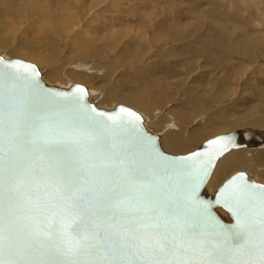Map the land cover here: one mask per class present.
I'll list each match as a JSON object with an SVG mask.
<instances>
[{"label": "water", "instance_id": "1", "mask_svg": "<svg viewBox=\"0 0 264 264\" xmlns=\"http://www.w3.org/2000/svg\"><path fill=\"white\" fill-rule=\"evenodd\" d=\"M231 136L169 153L139 112L0 52V264H264V184L206 189L249 146Z\"/></svg>", "mask_w": 264, "mask_h": 264}, {"label": "bare ground", "instance_id": "2", "mask_svg": "<svg viewBox=\"0 0 264 264\" xmlns=\"http://www.w3.org/2000/svg\"><path fill=\"white\" fill-rule=\"evenodd\" d=\"M48 1H50V5L53 2V0H48ZM56 1L58 2L59 0H56ZM188 1H191V0H188ZM209 1L210 2L213 1L215 4H219L218 6H221L220 4H223V5L225 4L226 7H227L226 3H231V4L233 3V4H236V5L240 4V3L241 4H245V5L247 3H251L254 6H256L255 2L257 1L260 4V6L257 7L255 10H253V12L251 11V13L249 14L250 17L248 16L249 17L248 18L249 19L248 23L251 25V27H255V28H258V27L260 28L261 26L263 28V26H264V23L262 22V21H264L263 20V18H264V0H209ZM100 2L101 1H99L98 4ZM183 2H185V0ZM58 3L60 4L61 0ZM186 3L188 4V2H186ZM193 3H195V2H193ZM206 3H207V1H206ZM206 3L203 2V4H206ZM110 4L112 5L113 2L110 3ZM231 4H229V6ZM34 5H35V3H34ZM192 5H194V4H192ZM197 5H199V4L197 3ZM212 5H210V6L212 7ZM62 6H63V4H62ZM186 6H187V8L188 7H190V9L192 8L190 5L189 6L186 5ZM199 6H201V5H199ZM215 6H213V7H215L214 9H218L217 8L218 6L217 5H215ZM229 6H228V12H229V9L231 7H237V6L232 5L229 8ZM49 7H48V9L51 8V7L50 8ZM115 7H116V5L113 6V10H114ZM194 7L192 9H194ZM196 7H198V6H196ZM238 7L241 8L240 5H238ZM97 8H99V7H97ZM9 9L11 11L10 13L16 18V20H17L18 14H19V16H23V15L26 16V14H28V13L30 15H32L34 13V11H32V9L28 8L27 6L25 8H22L23 10H20L19 8H17L16 5H12L11 4ZM231 9H233V13L236 12L234 10L235 8H231ZM243 9H244V7H243ZM113 10H112V6H111V9H109V10H107V9L103 10L102 14H100L101 10H98V12L96 14H92L90 16L91 21L89 22V24L91 23L90 25H92V26L86 27V28L94 27L97 24V22L102 24L104 27L109 26V25H113L112 27H106V29L104 30V32L108 34V38L106 40L104 38H101V37L100 38H97V37L95 38L94 37L95 33L93 31H90V30L86 29V28H85V30H82L80 32H79V29H75L74 33L71 32L73 34V36H71V35L70 36H66L65 35V39L70 41V43L68 44V47L65 46L64 50L62 49V51H65V49H66V53H68V55L63 53V52H61V51H58L59 53H57L55 50H53L55 52H53V51L48 52V53L45 52L46 54H44V52H40L38 49L35 48V44H34V46L30 45L29 42L27 44V42H20L19 41L16 45H11L10 44L11 40L9 42V40L7 38V35L5 34V32L1 28H0V49H2V50L10 49V51L12 50L13 54L17 55V57H20V59L24 58L23 60H25V61L27 59L28 61L30 60V61H33V62L37 63L38 66L40 65V67H42V69H40V67H39V69L43 73V78L48 84H51V85L55 84V85H58V86L59 85H61V86H70L73 83H78V84H81V85L85 86L89 90L90 98L92 97V101L95 99L98 102L99 101L100 102L101 101L105 102V104H107V102L110 103V104L112 102H113V104L114 103H120V104L127 105V106L130 105L131 107L134 106L135 108L141 110L142 112H144L146 114V117H147V118L144 117L145 118V123H150V124H146V126L149 127L151 130H153L155 132H159L160 133L159 136H160L161 144L163 145V148L167 152H171V153H173L175 155L180 154V153L187 154V152L190 153V152L196 151L198 149H202V148L205 147V142H207L209 140H211V141L213 140L214 141V143H213V145L211 147L212 148H217L219 145L222 144V142H220V141L217 143V139L219 137L226 136V135H232L231 136L232 142H234V141L238 140L236 138L237 137L236 134H239L241 139H245L249 143V146L245 147V148H237V149L230 150L228 153L222 155L221 158L216 162L215 167H214V169H213V171L211 173V176H210V178L208 180L207 187H206L207 191L210 192V193H214L218 189V187L224 181H226V179H228L227 178L228 175H230L234 171L254 172V170H258L259 169V168L257 169V167H259L258 165L259 164L262 165V163L264 162V150H262V148H256L257 146H259V147L264 146V133H262L263 131L260 132V130H264V114H263L264 111L261 109V107L264 106V90H262L263 88L259 87L257 85H256V87H259V88H257V89L253 88L252 85H251V82H248V80L250 79L249 75H247L248 72L244 71L245 74L247 75V77L245 76V78H242L243 75H242V72H241V75H242L241 79L243 81V82L241 81L242 82L241 84L236 85L237 82L233 79V76H232L233 80L230 79L231 80L230 82H232V84H233L234 81L236 82V83L234 82L235 83L234 85H235V87L237 86V89H236L237 91L235 90L236 92H234L233 91V89H234L233 86H232L233 89H231V87H230L231 85H229L230 88L228 87V84H230V83H228L229 81L225 82V81L219 80V75L217 74L218 75L217 76L218 79L217 78H215V79L219 80L220 82L222 81V83L225 82L224 85L227 86L229 90L231 89L232 92H233V94H232V92L230 91L231 94L229 96V99L225 98L226 99L225 100L224 97H222V95H221L223 90H222V92H220V90L217 89V87H216L217 92L214 95L211 94L210 96H202V95H199V93H198V95H196L197 94L196 93V94H193L195 96H190L191 93H194L191 90V88H190V90L192 92L190 94H187L188 92L185 94V95H187V97L189 95V97L187 99L176 100V97H175V101L173 102L174 98L172 97L171 94H169L170 92L169 93L167 92L168 88H166L167 89L166 90L167 93L164 91L165 90V86L163 85V83H164V75H165L164 71L167 70L170 67V63L166 62L167 60L166 61L164 60L166 57H164V59H163L162 58L163 54H161L163 52L168 53L167 51H165L167 43L164 41L163 43H160V45H154V50H156L155 53L157 52L156 54L153 53V55L151 54V56L149 55L148 57H145L144 59H141V58L138 59L136 57L138 60L133 61V59H135V56H136V55L134 56L136 45H133L131 43L128 46V48H123L120 51H117L115 49V45L120 41V38H121V36H120V34H121L120 31L121 30L118 29V27H117L119 24L116 25V26H114V24H112L114 22V18L110 17V15H112V14H110V15L108 14L110 12H113ZM139 10H141V8ZM51 11H53V13H54V10H51ZM144 11H145V9H144ZM187 11H185V13ZM190 11H192V10H190ZM204 11H205V9H204ZM214 11L216 12V10H214ZM223 11L225 12L226 10H223ZM231 11H230V13H231ZM238 11L242 12L241 10H238ZM193 12H194V10H193ZM224 12H223V14L226 17V14ZM240 12H239V14H240ZM201 13H202V11L199 14L200 17L202 16ZM205 13H204V15H207ZM208 13H209V11H208ZM212 13H214V12L212 11ZM219 13L222 14V11H220ZM233 13H231V14H233ZM34 14L37 17V23H38V21H40L41 24H42L41 26H39V27L42 28L41 30H43L45 28H49V26L52 23V21L50 23L49 20H48L49 10H47V12H43V14H41V12L34 13ZM72 14H70V12L67 11L65 13L63 19H62V23L63 24H67V25L71 24V22L73 21L74 16L76 15L75 14L73 16ZM79 14L80 13L78 12V15L76 16V18L79 16ZM87 15L88 14L85 15V18L82 16L83 18H82L80 24H82V25L85 24V26H86V23H87L86 22L87 21L86 17H87ZM197 15L195 14V16H197ZM235 15H237L236 18L239 16L237 13L236 14L234 13L233 17H235ZM2 16L6 17L5 13H3L0 18H3ZM190 16H191V14H190ZM219 16L221 17L222 15H219ZM230 16L232 18V15H230V14L226 18H228V17L230 18ZM240 16H242V14H240ZM240 16H239V18H241ZM186 17H185V19H186ZM207 17H209V16L207 15ZM29 18H30V16H29ZM53 18H54V16H53ZM5 19H7V18H5ZM54 19L57 20L58 18L57 19L54 18ZM202 19L203 18H201L200 20H202ZM16 20H15V22H13V21L12 22L16 23ZM213 20H215V19H213ZM223 20L225 21V19H223ZM233 20H235V19H233ZM245 20H246V24H248L247 23V19H245ZM224 21H222V19H221V22H220L221 24L220 25L223 24V27L220 26V29H221V27L225 29L226 28L225 26H227V25L228 26L230 25L231 27H233L231 24H227L226 23L227 24L226 25L224 23ZM227 21H229V19ZM83 22H85V23H83ZM180 22H182V21H180ZM187 22H189V21H187ZM229 22L232 23L231 20ZM235 22H236V20H235ZM0 23H3L2 20H0ZM176 23H177V21H176ZM190 23H191V20H190ZM38 24L40 25V23H38ZM38 24L35 27H38ZM177 24H181V23H177ZM192 24H191V26H192ZM216 24L217 23H215V26L217 27ZM224 24H225V26H224ZM7 25H8L7 27H9L10 24H7ZM188 25H189V23H188ZM197 25H199V24H197ZM207 25H208L207 29H209L208 28L209 27V23H207ZM213 25H211V26H213ZM12 26H13V24H12ZM75 26H77V25H75ZM211 26H210V28L213 29L214 27H211ZM234 26H235V23H234ZM189 27H190V25H189ZM194 27H195V25H194ZM229 27H227L226 29L229 30ZM77 28H78V26H77ZM178 28H180V27H178ZM215 28L213 29L214 31H216V30L219 31L220 30V29H216L215 30ZM188 29H190V28H188ZM202 29L203 28H201L200 30H202ZM233 29L236 31V27H233ZM11 30H12V28H11ZM13 30H15V28ZM223 30L221 29L222 32H223ZM232 30H231V33H233ZM45 31L42 32V33L45 34ZM214 31L211 34H214L215 33ZM238 31H240V30H238ZM196 32H198V31L196 30ZM206 32H208V31H206ZM227 32H229V31H226V33ZM10 33L11 32H9V34ZM64 33H66V32H64ZM231 33H229V34H231ZM239 33H241V32H239ZM204 34L206 35L207 33H203V35ZM233 34H235V33H233ZM245 34H246V32H245ZM245 34H244V36H245ZM125 35H126V33H125ZM162 35H160V36H162ZM179 35H180V33L178 32L177 38H178ZM221 35H223V34H221ZM46 36H47V34H46ZM212 36H211V38H212ZM242 36L243 35H241V37ZM70 37H71V39H70ZM237 37H238V35H237ZM241 37L239 38L241 40V42H240L241 43V47L239 46L240 49H241L240 50L241 54L239 55V57H237V53L238 52H236V50H234L236 52V53L234 52V54H235L234 55V54H227V53H231V52H227V51H225V52H227V53H225L223 51L224 49L223 50L219 49V51H221V52L223 51V53H225V55H223L221 53L222 56H220V53L217 50V52H218L220 57L217 55V52L216 53L212 52L211 49L208 52L205 51L206 53H204L203 56L206 57L208 60L210 59V60L214 61V65H212L213 63H209L208 62L210 64L209 67H213L214 66L213 68H215V66H216L215 69L218 70L219 68H223V67H221V65L224 62V59H226V61L232 60V61H229V62H233V63H231V64H229V66L225 67V69L230 70V72H231V70L234 71V69L236 67L238 68V66L242 67L241 65H239V59L240 60L243 59L244 61L246 60L249 63V66H251L253 68H255L257 63L263 61L261 59V57H264L263 53H262V55H260V52H263V51L261 49H260L261 51L258 50L259 51L258 55H256L257 52L255 53V51H253L254 47L256 46L255 44H257V43L256 42L254 43L252 41V37L249 36V34H246V36L244 38L242 37L243 39H241ZM153 38H151V39H153ZM208 38H210V37L208 36ZM11 39H12V37H11ZM181 39H183L182 40V42H183L184 41V37H182ZM202 39H203V37H202ZM160 40H162V38L159 39L158 41H156L155 44H159ZM179 40H180V37H179ZM206 40L208 41V39H206ZM210 40L211 39H209V41ZM169 41H171V40H169ZM190 41H191V39H190ZM199 41H198V38H197V42L196 41H194V42H196V44H197ZM211 41L209 42L210 45L212 43ZM214 41H216V40H214ZM217 41H219V39ZM236 41L237 40H235V43H236ZM177 42H178V40H177ZM194 42H192V43L194 44ZM164 43H166V44H164ZM205 43H207V42H205ZM212 44L215 45V42H213ZM237 44H238V41H237ZM175 45L176 44H174V46ZM199 45H200V43H199ZM257 45H259V44H257ZM104 46L107 47V50H103L102 47H104ZM232 46H233V49H234L235 48L234 44ZM51 47H53V46H51ZM259 47H261V46H259ZM203 48H204V46H203ZM257 49H259V48H257ZM74 50L77 51V55L75 57H72L71 53ZM174 50H175V48H174ZM181 50H182V47H181ZM225 50H227V49H225ZM238 51H239V49H238ZM114 52H115V58L112 59L111 54H113ZM192 52H194L193 55L196 56L195 55V51L192 50ZM196 52H200V51L197 50ZM173 53L174 52H172L171 55H173ZM182 54H184V53H182ZM199 54H201V53L197 54V59L200 58L198 56H201ZM185 55H186V53H185ZM164 56H166L165 53H164ZM176 56H179V53H176L174 57H176ZM193 57H191V58L194 59ZM96 60L97 61L100 60L101 64H96ZM178 61H180V60H178ZM186 61H184V62H186ZM196 63H198V62H196ZM199 63H200V61H199ZM205 63H207V61ZM224 63L226 64L227 62H224ZM248 63H247V65H248ZM172 64H174V62ZM190 64H192V63H190ZM194 65L196 66V64H194ZM203 65L206 68L207 65H205V64H203ZM245 65H244V67H245ZM140 66H142V68ZM184 66H187V65H184ZM199 66H200V64H199ZM260 66H263V65H259V67L258 66H256V67L260 68ZM122 67H124V68H122ZM172 67H175V66L173 65ZM208 68H207V70H208ZM248 68L249 67H247L246 69H248ZM78 69L84 70L85 72L84 71H80ZM260 69H262V68H260ZM197 70L200 71L198 68L196 69V71ZM198 71H197V73H199ZM221 71L223 72V74L226 72V70L224 72L222 69H221ZM99 72H104L105 76L100 78L98 76ZM171 72H173V71H171ZM222 72H221V75H222ZM238 72H239V70H238ZM255 72H257V71H255ZM163 73H164V75H163ZM192 73H193V71H192ZM112 74H114L113 77H111ZM200 74H202V73H200ZM232 74L234 75L235 73L233 72ZM236 74L238 75V73H236ZM203 75H205V74H203ZM225 75L228 76V74H226V73H225ZM229 75H231V74H229ZM263 75H264V73H263ZM189 76H191V75H189ZM223 77H224V75H223ZM166 79H167V77L165 78V81H166ZM168 79H170V78H168ZM225 79L228 80V78H225ZM193 80L194 79H192V81ZM170 82H172V81H170ZM173 82H175V81H173ZM173 82H172V84H173ZM253 82H256V79ZM89 83H92L93 85H95V84H99V85H98L97 88H90V86H88ZM214 84H215V82H214ZM220 85H221V83H220ZM224 85L222 84V87H224ZM263 85H264V83L262 84V86ZM166 86H167V84H166ZM179 86H182V85H179ZM193 86H195V85L193 84ZM202 86L200 85V89H199V87H197L199 89V92H200ZM246 86H249L250 88L254 89L255 92H253V91L251 92V90L248 89ZM163 87H164V90H163ZM172 87H175V86H172ZM203 87L206 90V87L205 86H203ZM219 87H221V86H219ZM197 88H196V90H197ZM210 88H211V90L214 89L212 86ZM187 89H188V87H187ZM218 90H219V92H218ZM225 90H227V89H225ZM225 90H224V92H225ZM179 91H181V90H179ZM183 91H186V90H182V92ZM188 91H189V89H188ZM194 91H195V89H194ZM95 92H97V94ZM175 92H177V91L175 90ZM178 92H177V94H178ZM201 92H200V94H201ZM206 93L207 92H205V94ZM181 94H179V95H181ZM209 94H210V91H209ZM180 98H181V96H180ZM110 104H109V106H110ZM180 105H182V106L179 107V108L174 107V106H180ZM107 106H108V104H107ZM112 106H114V105H112ZM163 115L165 116V118L161 119V117ZM147 120H149V121H147ZM150 121H154V122H150ZM246 127H248V129H246ZM257 130H259V131H257ZM187 144H189V145L191 144L190 146H192V144H195L194 146L195 147L197 146V148L194 149L192 147L189 150L188 147H187L188 146ZM252 178H254V177H252ZM260 178H261V180L264 181V170L261 172ZM222 213H224V212L222 211Z\"/></svg>", "mask_w": 264, "mask_h": 264}, {"label": "rangeland", "instance_id": "3", "mask_svg": "<svg viewBox=\"0 0 264 264\" xmlns=\"http://www.w3.org/2000/svg\"><path fill=\"white\" fill-rule=\"evenodd\" d=\"M12 1V2H11ZM99 1H101L99 4H98V2ZM146 1V2H145ZM176 1V0H175ZM174 0H61V3L63 4V6L65 7H63L62 6V4L60 3H58V2H60V0L57 2L56 0H53V2H52V6L50 5V1H48V0H0V17H1V15L3 14V13H5V16L6 17H3V18H0V20H2V22L3 23H0V28L5 32V34L7 35V38H8V40H9V42H10V40H11V42H10V44L11 45H16L19 41L20 42H27V44H28V42H29V44L30 45H33L34 46V44H35V48L36 49H38L40 52H44V54H46V53H48V52H51V51H53V50H55L57 53H59L58 51H61V52H63V53H65V54H67L68 55V53H66V49H65V51H62V49L64 50V47L65 46H67L68 47V44L70 43V41H68V40H66L65 39V35L66 36H73V34L72 33H74V31H75V29H79V32L80 31H82V30H85V28L86 27H89V26H92V25H90L89 24V22L91 21V18H90V16L92 15V14H96L97 12H98V10H101V13L100 14H102V12H103V10H109V9H111V6H112V10H113V6L114 5H116V7L114 8V10H113V12H110V13H108L109 15L110 14H112V15H110V17L111 18H114V22L112 23V24H114V26H116V25H118L117 27H118V29H120L119 31H120V36H121V38H120V41L115 45V49L117 50V51H120L121 49H123V48H128V46L132 43L133 45H136V49H135V54H134V56H135V59H133V61H136V60H138L139 58H141V59H144L145 57H148L149 55L151 56V54L153 55V53L154 54H156L155 53V51L156 50H154V45H160V43H163L164 41L167 43V46H166V49H165V51H167L168 53H166V52H163V53H161V54H163V56H162V58L164 59V57H166L164 60L166 61V62H169L170 63V69L168 68L167 70H165L164 71V73H165V75H164V73H163V75H164V83H163V85L165 86V90H164V87H163V90L166 92V88H168V90H167V92L169 93V94H171L172 95V97L174 98V100H173V102L175 101V97H176V100H183V99H187L188 97H189V95H188V97H187V95H185L187 92V94H190L192 91L194 92V93H191L190 94V96H195V95H193V94H196V95H198V93H199V95H202V96H210L211 94L212 95H214L216 92H217V89H219L220 90V92H222V90H223V94L221 93V95H222V97H224V99L226 98V99H229V96H230V94H231V92H232V90L231 89H233V87H234V89H233V91L234 92H236L237 90V86L235 87V83L237 82V84L236 85H239V84H241L243 81H242V79H241V77H242V75H243V77L242 78H245V76L247 77V75H249V77H250V79L248 80V82H251V85H252V87L253 88H255V89H257V88H259V87H262L263 89L262 90H264V85L262 86V84L264 83V75H263V73H264V57H261V59L263 60V61H261V62H259V63H257V65L256 66H258L259 67V65H263V66H260V68H262V69H260V68H258V67H256L255 66V68H253V67H251V66H249V63L245 60H240L239 59V65H241L242 67H240V66H238V68L236 67L235 69H234V71L233 70H231V72H230V70H227V69H225V67H227V66H229V64H231V63H233V62H229V61H232V60H228V61H226V59H224V62H227L226 64L223 62L222 63V65H221V67H223V68H219L218 70H216L215 68H216V66H215V68H213V67H209L210 66V64L209 63H213L212 65H214V61H212V60H208L206 57H204L203 55H204V53H206V52H208V51H210V49H211V51L212 52H217V50H218V52L220 53V56H222L221 55V53L223 54V55H225V53H227V52H231V53H227V54H234V50H236V52H238L237 53V57H239V55L241 54L240 53V47H241V40L239 39L240 37H241V35H243L244 36V34H245V32H246V34H249V36H251L252 37V41L255 43H257V44H259V45H257V44H255L256 46L254 47V50L253 51H255V53H256V55H258L259 54V51L258 50H262L263 52H260V55H262V53H263V56H264V26H263V28H262V26L259 28H255V27H251V25L248 23V18L250 17L249 16V14L251 13V11L253 12V10H255L257 7H259L260 6V4L256 1L255 2V4H256V6H254L253 4H251V3H247L246 5L245 4H231V3H226L227 4V7L225 6V4L223 5V4H220L221 6H218L219 4H215L213 1H209V0H191V1H186L185 0V2H183L184 0H177L176 2H175ZM206 1H207V3H206ZM2 2V3H1ZM6 2V3H5ZM113 2V4L111 5L110 3H112ZM181 2V3H180ZM186 2H188V4L186 3ZM191 2V3H190ZM193 2H195V3H193ZM203 2L204 3H206V4H203ZM8 3V4H7ZM10 3V4H9ZM34 3H35V5H34ZM57 3V4H56ZM162 3V4H161ZM183 3V4H182ZM185 3V4H184ZM197 3L199 4V5H201V6H199V5H197ZM11 4L12 5H16L17 6V8H19L20 10H23L22 8H25L26 6L28 7V8H31L32 9V11H34V13H39V12H41V14H43V12H47V10H49V17H48V20H49V22L51 23V21H52V23H51V25L49 26V28H45V29H43L44 31H45V34L44 33H42V32H44L43 30H41L42 28L41 27H39V26H41L42 24H41V22L40 21H38V23H40V25L37 23V17H36V15L33 13L32 15H30L29 13V15L28 14H26V16L25 15H23V16H19V14H18V16H17V20H16V18L10 13L11 11H10V6H11ZM69 4V5H68ZM76 4V5H75ZM155 4V5H154ZM172 6H171V5ZM192 4H194V5H192ZM213 4V5H212ZM229 4H231L230 6H232V5H234V6H237V7H231V8H235L234 10L236 11V12H234L235 14L237 13L239 16H240V14H242V16H240L241 18H239V16L236 18V16L237 15H235V17H233L234 16V13H233V9H231L230 8V6H229ZM68 5V6H67ZM82 7H81V6ZM101 5V6H100ZM106 5V6H105ZM184 5V6H183ZM186 5H190L192 8L194 7V9H190V7H188L187 8V6ZM210 5H212V7L210 6ZM215 5H217L218 7V9H214L216 6ZM238 5H240L241 6V8L240 7H238ZM245 5V6H244ZM8 8H7V7ZM51 8H50V7ZM77 6V7H76ZM92 6V7H91ZM110 8H109V7ZM152 6V7H151ZM196 6H198V7H196ZM213 6H215V7H213ZM228 6H229V12H228ZM48 7L50 8V9H48ZM58 7V8H57ZM76 7V8H75ZM97 7H99V8H97ZM107 7V8H106ZM157 7V8H156ZM173 7V8H172ZM180 7V8H179ZM186 9H185V8ZM226 7V8H225ZM243 7H244V9H243ZM5 8V9H4ZM38 8V9H37ZM106 8V9H105ZM141 8V10H139ZM213 8V9H212ZM70 9V10H69ZM144 9H145V11H144ZM147 9V10H146ZM151 9V10H150ZM187 11L186 13H185V11ZM203 9V10H202ZM204 9H205V11H204ZM211 9V10H210ZM220 9V10H219ZM243 9V10H242ZM51 10H54V13H53V11H51ZM190 10H192V11H190ZM193 10H194V12H193ZM197 12H196V11ZM200 10V11H199ZM207 10V11H206ZM214 10H216V12L214 11ZM219 10V11H218ZM223 10H226L225 12L223 11ZM232 10V11H231ZM238 10H241L242 12H240V11H238ZM51 11V12H50ZM67 11H69L70 12V14H72L73 16H74V18H73V21L71 22V24H63L62 23V19H63V17H64V15H65V13L67 12ZM76 11V12H75ZM81 11V12H80ZM144 11V12H143ZM174 11V12H173ZM183 13H182V12ZM202 11V16L200 17V12ZM208 11H209V13H208ZM212 11L214 12V13H212ZM218 11V12H217ZM220 11H222V14L221 13H219ZM230 11H231V13H233V14H231L230 13ZM245 11V12H244ZM61 12V13H60ZM64 12V13H63ZM78 12L80 13L79 14V16L76 18V16L78 15ZM196 12V13H195ZM199 12V13H198ZM205 14H207L209 17H207V15H204V13ZM223 12L226 14V17L227 16H229V14L230 15H232V18H231V16H230V18L228 17V18H226L225 17V15L223 14ZM239 12H240V14H239ZM2 13V14H1ZM173 13V14H172ZM219 13V14H218ZM58 14V15H57ZM63 16H62V15ZM86 14H88L87 15V23H86V26H85V24L84 25H82V24H80L81 23V20H82V18L84 17L85 18V15ZM90 14V15H89ZM142 14V15H141ZM144 14V15H143ZM170 14V15H169ZM189 14V15H188ZM190 14H191V16H190ZM195 14L197 15V16H195ZM204 15V16H203ZM219 15H222L221 17L218 16ZM29 16H30V18H29ZM53 16H54V18H58L57 20H55L54 18H53ZM83 16V17H82ZM146 16V17H145ZM187 16V17H186ZM190 16V17H189ZM249 16V17H248ZM10 17V18H9ZM81 17V18H80ZM185 17H186V19H185ZM224 17V18H223ZM5 18H7V19H5ZM79 18V19H78ZM201 18H203L202 20H200ZM239 18V19H238ZM78 19V20H77ZM213 19H215V20H213ZM219 19V20H218ZM221 19H222V21H224L223 19H225V21H224V23L226 24H231L233 27H236V31L233 29V27H231L230 25V27L227 25V26H225V24H224V26L227 28V27H229V30H227L226 28L224 29V28H222L223 27V24L222 25H220L221 23ZM229 19V21L231 20L232 21V23L231 22H229V21H227ZM233 19H235L236 20V22H235V20H233ZM245 19H247V23L248 24H246V20ZM15 20H16V23H13V22H15ZM190 20H191V23H190ZM217 20V21H216ZM263 20H264V18H263ZM6 21V22H5ZM13 21V22H12ZM20 21V22H19ZM176 21H177V23H181V24H177L176 23ZM180 21H182V22H180ZM185 21V22H184ZM187 21H189V22H187ZM195 21V22H194ZM209 21V22H208ZM9 22V23H8ZM184 22V23H183ZM198 22V23H197ZM263 23H264V21H262ZM83 23H85V22H83ZM184 25H183V24ZM188 23H189V25H190V27H189V25H188ZM193 23V24H192ZM199 24V25H197V24ZM202 23V24H201ZM205 23V24H204ZM207 23H209V29H207ZM215 23H217L216 25H217V27L215 26ZM223 23V22H222ZM234 23H235V26H234ZM7 24H10L9 25V27H7L8 25ZM12 24H13V26H12ZM18 24V25H17ZM38 24V27L40 28H38V27H35L36 25ZM191 24H192V26H191ZM213 25V26H211V25ZM237 24V25H236ZM262 24V23H261ZM75 25H77L78 26V28H77V26H75ZM187 27H186V26ZM194 25H195V27H194ZM205 25V26H204ZM12 26V27H11ZM76 28H75V27ZM83 26V27H82ZM113 25H109V26H106V27H112ZM127 26V27H126ZM185 28H184V27ZM210 26L211 27H216L215 28V30L216 29H220V26H222L221 27V29L223 30V32L221 31V29L218 31V30H216V31H214L213 29H211L210 28ZM238 26V27H237ZM106 27H104L102 24H100L99 22H97V24L94 26V27H90V28H86V29H88V30H90V31H93L95 34H94V37L96 38H104L105 40L108 38V34L107 33H105L104 32V30L106 29ZM120 27V28H119ZM178 27H180V28H178ZM11 28H12V30H11ZM15 28V30H13ZM38 30H36V29ZM73 28V29H72ZM188 28H190V29H188ZM201 28H203L202 30H200ZM9 29V30H8ZM70 29V30H69ZM198 31V32H196V30ZM205 29V30H204ZM211 29V30H210ZM232 30V32L233 33H235V34H233V33H231V30ZM240 30V31H238V30ZM7 30V31H6ZM17 30V31H16ZM189 30V31H188ZM229 31V32H227L228 34L229 33H231V34H227L226 33V31ZM245 32H244V31ZM52 31V32H51ZM195 31V32H194ZM206 31H208V32H206ZM213 31L215 32L214 34H211V33H213ZM244 33H243V32ZM3 32V33H4ZM9 32H11L10 34H9ZM25 32V33H24ZM64 32H66V33H64ZM70 32V33H69ZM72 32V33H71ZM145 32V33H144ZM178 32L180 33V35L178 36V38H177V34H178ZM218 32V33H217ZM221 32V33H220ZM239 32H241V33H239ZM68 33V34H67ZM125 33H126V35H125ZM165 35H164V34ZM203 33H207L206 35L204 34L203 35ZM26 34V35H25ZM46 34H47V36H46ZM125 36H124V35ZM129 34V35H128ZM131 34V35H130ZM134 34V35H133ZM152 34V35H151ZM163 34V35H162ZM218 34V35H217ZM221 34H223V35H221ZM246 34H245V36H246ZM57 37H55V36ZM160 35H162V36H160ZM188 37H187V36ZM213 35V36H212ZM217 35V36H216ZM235 35V36H234ZM237 35H238V37H237ZM155 36V37H154ZM165 36V37H164ZM208 36L210 37V38H208ZM211 36H212V38H211ZM242 36V37H243ZM244 36V37H245ZM256 38H255V37ZM11 37H12V39H11ZM154 37V38H153ZM179 37H180V40H179ZM182 37H184V41L182 42V40L183 39H181ZM187 37V38H186ZM202 37H203V39H202ZM208 39V41L205 39ZM236 37V38H235ZM241 37V39H243ZM67 38V37H66ZM147 38V39H146ZM151 38H153V39H151ZM162 38V40H160L159 41V44H155L156 43V41H158L159 39H161ZM189 38V39H188ZM197 38H198V43L196 44V42H197ZM200 38V39H199ZM216 38V39H215ZM235 38V39H234ZM238 38V39H237ZM35 39V40H34ZM70 39H71V37H70ZM187 41H186V40ZM190 39H191V41H190ZM209 39H211L210 41L213 43V42H215V45L214 44H212L211 43V45H210V41H209ZM219 39V41H217ZM234 39V40H233ZM256 39V40H255ZM153 40V41H152ZM169 40H171V41H169ZM177 40H178V42H177ZM202 40V41H201ZM214 40H216V41H214ZM232 40V41H231ZM235 40H237L238 41V44H237V41H236V43H235ZM240 40V41H239ZM262 40V41H261ZM186 41V42H185ZM194 41H196V42H194ZM260 41V42H259ZM170 42V43H169ZM189 42V43H188ZM192 42H194V44L192 43ZM205 42H207V43H205ZM166 43H164V44H166ZM180 43V44H179ZM184 43V44H183ZM187 43V44H186ZM191 43V44H190ZM199 43H200V45H199ZM234 44V46H235V48L233 49V44ZM174 44H176L175 46H174ZM193 44V45H192ZM218 44V45H217ZM240 44V45H239ZM181 45V46H180ZM195 45V46H194ZM47 46V47H46ZM51 46H53V47H51ZM193 46V47H192ZM201 46V47H200ZM203 46H204V48H203ZM209 46V47H208ZM212 46V47H211ZM237 46V47H236ZM240 46V47H239ZM258 46V47H257ZM259 46H261V47H259ZM181 47H182V50H181ZM192 47V48H191ZM196 49H195V48ZM61 50H60V49ZM103 48V50H107V47L106 46H104V47H102ZM105 48V49H104ZM145 50H144V49ZM174 48H175V50H174ZM184 48V49H183ZM203 48V49H202ZM209 48V49H208ZM257 48H259V49H257ZM179 49V50H178ZM205 49V50H204ZM219 49L220 50H223L224 52L225 51H227V52H225V53H223V51L221 52V51H219ZM225 49H227V50H225ZM232 49V50H231ZM238 49H239V51H238ZM192 50H194L195 51V55L196 56H194L193 55V53L194 52H192ZM200 51V52H196V51ZM203 50V51H202ZM229 50V51H228ZM260 50V51H261ZM8 51V52H7ZM55 51H53V52H55ZM188 51V52H187ZM206 51V52H205ZM0 52H1V54L4 56V57H6V58H10V57H15V58H20V57H17V55H14L13 54V51L11 50L10 51V49H7V50H2V49H0ZM46 52V53H45ZM172 52H174L173 53V55H171L172 54ZM218 52H217V55L219 56V54H218ZM235 52V53H236ZM164 53H165V55L166 56H164ZM176 53H179V56H176V57H174L175 56V54ZM182 53H184V54H182ZM185 53H186V55H185ZM198 53H201V54H199V55H201V56H198V57H200L199 59H197V54ZM139 54V55H138ZM182 54V55H181ZM77 55V51H73L72 53H71V56L72 57H75ZM168 55V56H167ZM170 55V56H169ZM194 57H193V56ZM235 55V54H234ZM111 56H112V59L113 58H115V52L113 53V54H111ZM190 56V57H189ZM219 56V57H220ZM138 59H137V58ZM178 57V58H177ZM191 57H193L194 59H192ZM22 58V57H21ZM190 58V59H189ZM24 59V58H23ZM171 59V60H170ZM175 59V60H174ZM202 61H201V60ZM173 60V61H172ZM178 60H180V61H178ZM186 61V62H184V61ZM238 60V59H237ZM26 61H28L27 59H26ZM193 61V62H192ZM195 61V62H194ZM199 61H200V63H199ZM207 61V63H205ZM29 62H32V63H35V62H33V61H30L29 60ZM174 62V64H172V63ZM182 62V63H181ZM196 62H198L199 64H200V66H199V64L198 63H196ZM209 62V63H208ZM145 63V62H144ZM168 63V64H169ZM177 63V64H176ZM184 63V64H183ZM190 63H194V64H196V66L193 64H190ZM245 65V67H244V65ZM247 63H248V65H247ZM36 65H37V63H35ZM96 64H101L100 63V60L99 61H97L96 60ZM172 64V65H171ZM203 64H205V65H207L206 66V68H205V66L203 65ZM175 66V67H172V66ZM184 65H187V66H184ZM192 65V66H191ZM198 65V66H197ZM38 66V65H37ZM192 68H191V67ZM249 67L248 69H246L247 67ZM38 67H40V65L38 66ZM141 68H142V66H140ZM194 67V68H193ZM200 70V71H198L199 73H197V71H196V69L197 68ZM122 68H124V67H122ZM205 68V69H204ZM207 68H208V70H207ZM213 68V69H212ZM40 69H42V67H40ZM185 69V70H184ZM190 69V70H189ZM221 69L225 72V70H226V74H228V76L227 75H225V73L223 74V72L221 71ZM239 70V72H238V70ZM245 69V70H244ZM253 69V70H252ZM260 69V70H259ZM78 70H80V71H84V70H81V69H78ZM122 70V69H121ZM169 70V71H168ZM183 70V71H182ZM189 70V71H188ZM260 72H259V71ZM262 70V71H261ZM171 71H173V72H171ZM178 71V72H177ZM185 71V72H184ZM192 71H193V73H192ZM204 73H203V72ZM211 71V72H210ZM214 73H213V72ZM222 72V75H221V72ZM228 71V72H227ZM235 73L234 75L232 74L233 72ZM237 71V72H236ZM247 71L248 73H247V75L245 74V72ZM253 71V72H252ZM255 71H257V72H255ZM85 72V71H84ZM182 72V73H181ZM241 72H242V75H241ZM260 74H259V73ZM184 73V74H183ZM192 73V74H191ZM195 73V74H194ZM200 73H202V74H200ZM236 73H238V75L236 74ZM255 73V74H254ZM262 73V74H261ZM177 74V75H176ZM197 74V75H196ZM199 74V75H198ZM203 74H205V75H203ZM215 74V75H214ZM219 75V80H222V81H225V82H228V83H230V84H228V87H229V85H231L230 87H231V89L229 90L228 89V87L227 86H225L224 85V83H222V81L220 82L219 80H217L218 79V75ZM229 74H231V75H229ZM245 74V75H244ZM113 75L114 74H112L111 75V77H113ZM189 75H191V76H189ZM201 75V76H200ZM223 75H224V77H223ZM98 76L101 78V77H103V76H105V73L104 72H99V74H98ZM227 76V77H226ZM231 76V77H230ZM232 76H233V79L236 81H234L233 82V84H232V82H230L231 80H233L232 79ZM239 76V77H238ZM167 77V79H166V81H165V78ZM194 77V78H193ZM197 77V78H196ZM238 77V78H237ZM255 77V78H254ZM168 78H170V79H168ZM196 78V79H195ZM210 78V79H209ZM215 78H217V79H215ZM225 78H228V80L227 79H225ZM192 79H194L193 81H192ZM225 79V80H224ZM231 79V80H230ZM241 79V80H240ZM255 79H256V82L258 83H256V82H253V81H255ZM169 80V81H168ZM215 80V81H214ZM238 80V81H237ZM170 81H175V82H173V84H172V82H170ZM217 81V82H216ZM242 81V82H241ZM167 82V83H166ZM170 82V83H169ZM212 82V83H211ZM214 82H215V84H214ZM263 82V83H262ZM170 85H169V84ZM219 83V84H218ZM220 83H221V85H220ZM166 84H167V86H166ZM193 84L195 85V86H193ZM222 84L224 85V87H222ZM226 84V85H227ZM261 84V85H260ZM52 85H55V84H52ZM98 85L99 84H95V85H93L92 83H89L88 84V86H90V88H97L98 87ZM179 85H182V86H179ZM190 85V86H189ZM197 85V86H196ZM199 85V86H198ZM200 85L202 86H205L206 87V90H205V88L202 86L201 87V90H200V92H201V94H200V92H199V89H200ZM217 85V86H216ZM255 85V86H254ZM256 85L257 86H259V87H256ZM58 86V85H57ZM59 86H61V85H59ZM172 86H175V87H172ZM186 86V87H185ZM192 86V87H191ZM213 87L212 89L213 90H211V88L210 87ZM219 86H221V87H219ZM233 86V87H232ZM61 87H69V86H61ZM182 87V88H181ZM187 87H188V89H189V91H188V89H187ZM197 87H199V89L197 88ZM216 87H217V89H216ZM227 87V88H226ZM229 87V88H230ZM248 89H250L251 90V92L253 91V92H255L254 91V89H252V88H250L249 86H246ZM170 88V89H169ZM172 88V89H171ZM174 88V89H173ZM190 88H191V90H190ZM196 88H197V90H196ZM204 88V89H203ZM227 89V90H225V89ZM194 89H195V91H194ZM209 89V90H208ZM175 90L178 92L179 90H181V91H179L178 92V94H177V92H175ZM182 90H186V91H183L182 92ZM219 90H218V92H219ZM224 90H225V92H224ZM236 90V91H235ZM173 91V92H172ZM198 91V92H197ZM204 91V92H203ZM209 91H210V94H209ZM231 91V92H230ZM166 92V93H167ZM182 94H181V93ZM185 92V93H184ZM205 92H207L206 94H205ZM230 92V93H229ZM96 94H97V92H95ZM173 93V94H172ZM184 93V94H183ZM203 93V94H202ZM226 93V94H225ZM229 93V94H228ZM179 94H181V95H179ZM205 94V95H204ZM228 94V95H227ZM232 94H233V92H232ZM177 95V96H176ZM183 95V96H182ZM227 95V96H226ZM180 96H181V98H180ZM185 96V97H184ZM226 96V97H225ZM184 97V98H183ZM225 99V100H226ZM90 100L92 101V97L90 98ZM92 102H94V103H96L97 105H99L100 107H105V108H112V107H114L115 105H117V104H120V103H114L113 104V102L110 104V103H108L107 102V104H108V106H107V104H105V102H98V101H96L95 99L92 101ZM109 104H110V106H109ZM112 105H114V106H112ZM179 105V104H178ZM127 106V105H126ZM130 105H128V107H129ZM182 105H180V106H174V107H176V108H179V107H181ZM130 108H134L133 110H137V112H139L140 114H142L143 115V117H145V118H147L146 117V114L144 113V112H142L141 110H139V109H137V108H135L134 106L133 107H131L130 106ZM261 109L264 111V106L263 107H261ZM264 114V113H263ZM163 118H165V116L163 115L162 117H161V119H163ZM208 119V118H207ZM147 121H149V120H147ZM150 122H154V121H150ZM146 124H150V123H146ZM149 130H151L149 127H147ZM246 129H248V127H246ZM153 133H156V134H158V135H160V133L159 132H155V131H153V130H151ZM257 131H259V130H257ZM263 131V132H262ZM260 132H262V133H264V130H260ZM188 146V149L190 150V148H194V149H196L197 148V146L195 147L194 145L195 144H192V146H190L189 144H187ZM163 146V145H162ZM256 148H262V150H264V146H261V147H259V146H257ZM255 148V149H256ZM169 153H171V152H169ZM188 153V152H187ZM173 154V153H172ZM180 154H182V153H180ZM259 167H257V169L258 170H254V172H249V171H244V172H246L249 176H251L250 178L251 179H254V180H256V181H258V182H260V183H263L264 184V181L263 180H261V178H260V174H261V172L264 170V162L262 163V165H258ZM262 169V170H261ZM237 172H239V171H234V172H232L230 175H228V177L227 178H229V177H231L233 174H236ZM252 177H254V178H252ZM227 180V179H226ZM215 193V192H214ZM211 194H213V193H211Z\"/></svg>", "mask_w": 264, "mask_h": 264}, {"label": "snow or ice", "instance_id": "4", "mask_svg": "<svg viewBox=\"0 0 264 264\" xmlns=\"http://www.w3.org/2000/svg\"><path fill=\"white\" fill-rule=\"evenodd\" d=\"M62 227H65V228H71L72 231H75V228H74L73 225H71V224L62 225ZM66 234L70 235V233H66ZM46 238H50V233H49V234H46Z\"/></svg>", "mask_w": 264, "mask_h": 264}]
</instances>
